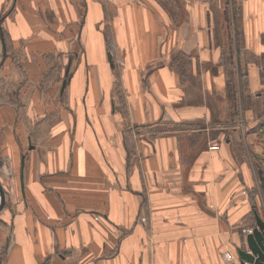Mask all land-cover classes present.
Listing matches in <instances>:
<instances>
[{"label": "crops", "instance_id": "1", "mask_svg": "<svg viewBox=\"0 0 264 264\" xmlns=\"http://www.w3.org/2000/svg\"><path fill=\"white\" fill-rule=\"evenodd\" d=\"M0 184V264H243L264 0H0Z\"/></svg>", "mask_w": 264, "mask_h": 264}, {"label": "water", "instance_id": "2", "mask_svg": "<svg viewBox=\"0 0 264 264\" xmlns=\"http://www.w3.org/2000/svg\"><path fill=\"white\" fill-rule=\"evenodd\" d=\"M3 48L5 47L1 35ZM4 199V191L0 184V204ZM256 226L252 232L246 235V249H238L237 254L240 261L250 264H264V221L255 213Z\"/></svg>", "mask_w": 264, "mask_h": 264}, {"label": "built area", "instance_id": "3", "mask_svg": "<svg viewBox=\"0 0 264 264\" xmlns=\"http://www.w3.org/2000/svg\"><path fill=\"white\" fill-rule=\"evenodd\" d=\"M211 150H213V149H216L217 148V146H211V147H209ZM252 232V228H245V229H243V233L244 234H249V233H251ZM223 257L226 259V260H231V259H233V257H232V255L228 252V251H225L224 253H223Z\"/></svg>", "mask_w": 264, "mask_h": 264}, {"label": "rangeland", "instance_id": "4", "mask_svg": "<svg viewBox=\"0 0 264 264\" xmlns=\"http://www.w3.org/2000/svg\"><path fill=\"white\" fill-rule=\"evenodd\" d=\"M9 194L7 193V196H8Z\"/></svg>", "mask_w": 264, "mask_h": 264}, {"label": "trees", "instance_id": "5", "mask_svg": "<svg viewBox=\"0 0 264 264\" xmlns=\"http://www.w3.org/2000/svg\"><path fill=\"white\" fill-rule=\"evenodd\" d=\"M110 46V45H109ZM179 67V66H178Z\"/></svg>", "mask_w": 264, "mask_h": 264}]
</instances>
